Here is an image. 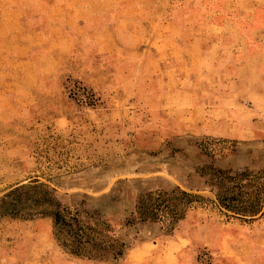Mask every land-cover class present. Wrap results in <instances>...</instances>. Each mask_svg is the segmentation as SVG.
<instances>
[{"label":"rangeland","instance_id":"374dc122","mask_svg":"<svg viewBox=\"0 0 264 264\" xmlns=\"http://www.w3.org/2000/svg\"><path fill=\"white\" fill-rule=\"evenodd\" d=\"M208 1L0 0V196L35 180L60 201L70 194L90 197L82 207L99 211L126 247L102 262L70 256L57 246L40 207L23 201L20 207L32 215L0 218V264H123L141 243L165 264H264V174L262 214L250 220L221 215L206 190L196 192L206 200L191 204L170 235L162 224L139 219L135 209L147 189H171L177 180L182 189L197 185L194 169L201 165L264 168V31L249 30L264 29V19L246 21L222 6L239 30L251 33L245 42L176 30L194 28L193 18H179L199 12L200 4L215 13ZM125 11L137 18L130 46L133 40L139 52L153 42L161 59L176 41L185 51L244 44L222 53L231 65L208 73L218 81L213 112L192 114L187 101L171 96L177 82L133 84L132 64L141 65L146 52L132 55L114 33L116 16ZM55 29L68 31L71 44L56 45ZM12 37L28 40L14 54ZM78 83L93 95L86 106L67 93ZM203 138L226 140L223 157L197 155L193 142Z\"/></svg>","mask_w":264,"mask_h":264},{"label":"trees","instance_id":"16d2710c","mask_svg":"<svg viewBox=\"0 0 264 264\" xmlns=\"http://www.w3.org/2000/svg\"><path fill=\"white\" fill-rule=\"evenodd\" d=\"M226 140L203 138L194 141L197 155L222 158ZM178 150H172V153ZM197 185H179L171 189L154 187L147 189L137 199L136 213L139 219L162 224L164 234H171L177 223L184 219L191 204L206 200L196 193L206 190L211 193V203L226 218L250 220L262 214L264 168L220 169L201 165L194 169ZM90 197L70 194L60 201L54 191L35 180L17 184L0 196V218L25 217L21 202L40 207L50 219L53 237L66 254L82 260L102 262L106 255L120 257L125 244L115 235L111 224L100 218L99 211H87L82 206ZM35 215V214H34Z\"/></svg>","mask_w":264,"mask_h":264},{"label":"crops","instance_id":"0c3cea01","mask_svg":"<svg viewBox=\"0 0 264 264\" xmlns=\"http://www.w3.org/2000/svg\"><path fill=\"white\" fill-rule=\"evenodd\" d=\"M216 1L218 2L217 4ZM208 2H210V4L207 5L210 6L212 10L216 11L215 13L207 12L205 10V2L200 4L202 9H199V12L190 13L187 16H180L179 18L181 23L187 18H193L194 28L192 30L191 28L182 27V24L179 29H175L180 33H188L190 36L197 38L203 36L211 37L212 35L225 38L235 36V40L240 41L238 37H242V42H245V40H243L244 37L251 36V33L239 30L235 24L233 16L231 14L229 15V13L223 12L222 6L233 7L238 10L239 14L244 17L246 21H252L254 18L259 20L264 19V0H210ZM116 17L114 33L121 38L120 40L123 44H127L132 55L136 54V51L139 50V48L136 47L133 40L132 45L130 46V41L127 38L130 35V31L132 33L138 31L133 27L136 24V14H130L129 11H125L119 13ZM172 24L173 23L171 22V27H173ZM220 25H224V27L220 28ZM249 30H256L257 33L264 31V29H256L255 27H252ZM56 31H58V29H55L56 45L59 43L58 46H61L64 42L66 44L70 43L71 34H69L68 31H63L60 34H57ZM168 35L169 33L166 34V39L169 38ZM27 41L28 40L26 39H19L17 37L9 39L8 43L11 45L10 50L13 51L12 54L16 53V50H20L23 45H26V43H28ZM153 45L157 46L152 42L149 46L139 51L146 52L145 59L141 65L140 62L132 64V70L134 72L132 77V80L134 81L133 84L140 83L142 79H148L149 81L152 80L154 82L160 81L162 84H166L167 87L170 83L177 82L178 86H180L178 89L172 91L171 96H180V99L187 101L192 107V114L201 111L203 114H209V112H213L215 108H217L213 105V94L218 91V89H214L218 81H215L216 76H210L208 73L210 70L219 73L225 69L227 65H231V56H229V54H222L224 50H241L244 46V44L241 45L240 43H235L233 45L230 44L229 48L225 49V47L218 45L214 46V44L211 43L207 44L203 49L196 48L195 50L189 47L185 51L183 48L180 49V41H176L173 48L171 47L169 49L168 45L165 47V50H163L165 58L161 59V50L159 53L156 49H151L150 46ZM139 52L137 51V53ZM184 55L188 61H185V59H183V61L176 60V56H179L180 59L182 57L185 58ZM171 57L174 58L172 59ZM200 93L201 95L197 102L194 99L196 94ZM203 116L204 115H202V117ZM197 118L194 116L191 117L192 121ZM153 253L152 247L150 248L146 243H141L130 250L123 264H165L163 261H157Z\"/></svg>","mask_w":264,"mask_h":264},{"label":"built area","instance_id":"2783aa9c","mask_svg":"<svg viewBox=\"0 0 264 264\" xmlns=\"http://www.w3.org/2000/svg\"><path fill=\"white\" fill-rule=\"evenodd\" d=\"M66 89L67 93L72 97L73 101L78 104H83L84 106H86V103H89L93 99L92 93L82 84H72Z\"/></svg>","mask_w":264,"mask_h":264}]
</instances>
